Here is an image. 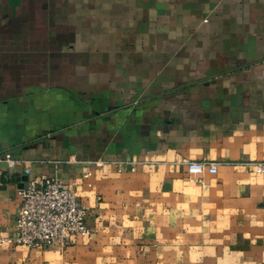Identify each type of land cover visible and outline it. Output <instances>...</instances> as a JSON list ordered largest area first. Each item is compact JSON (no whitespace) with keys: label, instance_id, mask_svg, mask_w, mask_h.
<instances>
[{"label":"crops","instance_id":"1","mask_svg":"<svg viewBox=\"0 0 264 264\" xmlns=\"http://www.w3.org/2000/svg\"><path fill=\"white\" fill-rule=\"evenodd\" d=\"M6 151L0 238L28 168L74 185L92 235L0 264H264V0H0Z\"/></svg>","mask_w":264,"mask_h":264},{"label":"built area","instance_id":"2","mask_svg":"<svg viewBox=\"0 0 264 264\" xmlns=\"http://www.w3.org/2000/svg\"><path fill=\"white\" fill-rule=\"evenodd\" d=\"M11 169L20 160L10 151L0 153V163ZM187 173L192 180L205 173L215 174L218 164L209 161L185 160ZM256 173H264V161L245 163ZM25 179L18 188L21 206L15 232L0 238V245H24L30 248H46L52 245L66 247L77 238H90L92 230L87 224L88 207L80 201L74 185H67L58 177L46 174ZM0 176L10 179V173L0 169ZM88 176V175H85Z\"/></svg>","mask_w":264,"mask_h":264}]
</instances>
